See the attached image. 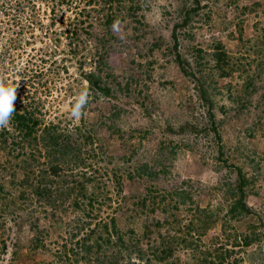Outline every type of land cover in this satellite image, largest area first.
<instances>
[{"label": "rangeland", "instance_id": "obj_1", "mask_svg": "<svg viewBox=\"0 0 264 264\" xmlns=\"http://www.w3.org/2000/svg\"><path fill=\"white\" fill-rule=\"evenodd\" d=\"M201 2L204 7L191 17L188 26L178 29V49L200 83L181 74L170 35L182 12L191 6L190 0H146L141 23L124 19L119 33L112 26V39L107 43L111 69H104L103 75L109 73L113 93L98 99L91 93L79 119L71 116V107L79 92L89 86L80 75L78 60L85 61L84 71H89L90 57L87 51L77 56L69 53L68 40L61 34L64 26L58 19L49 26L48 16L40 13L44 29H36L35 41L23 42L22 49L11 50V55L0 61V77L18 89L38 88L47 119L74 124L83 120L91 127L97 138L95 148L103 152L95 163L98 174L102 169L121 174L126 196L136 200L149 191L154 195L162 190L165 195L173 190L185 192L184 205L176 196L160 204L158 208L168 209L163 214L159 209L146 216L140 207L137 211L130 207L103 211L102 218L115 216L122 230L141 234L143 220L177 216L184 224L192 218L185 210L197 206L211 211L215 218L201 237L214 254L225 247L233 252L229 264H264V0ZM55 38L59 39L56 44ZM217 49L227 55L229 64L221 65L233 69L229 76L219 75L222 71L212 56ZM54 59L56 64L50 65ZM38 68L51 69L41 78L42 86L31 78ZM199 86L212 102L214 122L208 105L199 97ZM114 107L121 112L109 120ZM109 126L112 129H107ZM160 147L163 156L158 154ZM157 159L165 166L158 179L127 178L140 164L159 168ZM0 160V184L7 190L5 181L11 169L2 153ZM238 170L247 182L245 203L250 213L232 218L227 213L234 202L230 194L238 184ZM11 192L18 194L15 189ZM29 203L14 216L0 210V264H47L71 231L63 226L75 218L71 211L61 213L60 223L52 225L43 217L41 205ZM36 216L45 227L44 248L32 250L35 228L30 226ZM245 236L252 240L249 246L242 244ZM177 257V264H198L190 250L178 252Z\"/></svg>", "mask_w": 264, "mask_h": 264}, {"label": "trees", "instance_id": "obj_2", "mask_svg": "<svg viewBox=\"0 0 264 264\" xmlns=\"http://www.w3.org/2000/svg\"><path fill=\"white\" fill-rule=\"evenodd\" d=\"M190 2L191 6L182 12L180 22L174 25L170 35L175 63L181 74L200 83L199 77L178 49V29L188 26L191 17L204 7L201 0ZM143 11H146V0H0V61L10 56L11 50L22 49L23 42L30 44L35 41L34 32L36 29L43 30L45 26L40 18L42 13L48 16L49 26H54L56 19L64 26L61 34L68 40L70 54L77 56L86 51L89 53L90 70L84 71L85 61L80 59L78 68L93 99L108 97L113 93L108 82L110 76L109 73L105 76L103 73L104 69H111L108 63L111 52L107 43L112 39L113 23L127 19L139 24ZM67 13L69 15L66 18ZM63 18H66V22ZM95 26L98 27L97 30ZM54 41L56 44L59 39L55 38ZM196 52L200 54L201 50ZM212 56L222 71L219 74L221 77L232 74V68L226 69L221 65L226 62V65L229 64L225 52L217 49ZM47 60H43V63ZM55 61L54 59L50 65H55ZM63 70H67L65 66ZM47 71L50 72L51 69L48 68ZM47 71L38 68L31 78L42 86L41 78ZM4 81L6 85L14 86V83L5 79ZM30 85L34 87L35 84L31 81ZM37 89L32 91L30 86H20L13 118L7 127L0 129V153L5 158L7 167L11 169L8 180L5 181L9 189L6 190L0 184V210L14 216L17 210L25 209L27 201L36 202L43 207V217L50 219L52 225L60 223L58 220H61V213L67 210L75 215V218L64 223L63 226L71 228V231L47 264H177V254L184 250H190L198 264H229L232 251L220 247L219 250L223 251L214 254L211 246L201 240L215 223L209 210L199 209L197 206L186 209L192 218L184 224L177 216L171 220L169 216L164 219L153 218L151 222L143 220L141 234L133 229L122 230L115 216L106 214L102 218L103 211H118L130 207L135 211L140 207L146 216L159 209L163 214L168 209L158 206L175 196L181 198V205H184L185 192L173 190L165 195L162 190L156 196L149 191L136 200H133V196L123 194L121 174L118 176L113 169H102L101 174H98V169L95 168L96 159L103 152H98L95 148L97 138L94 132L92 134L91 127L83 120L74 124L58 118L47 119L48 110L44 111L45 103L41 96H37ZM198 93L200 99L208 105L209 118L214 122L212 102L206 95V90L200 87ZM44 94L48 95L46 91ZM120 112V108L114 107L113 113L107 119L118 118ZM107 129L112 128L109 126ZM213 131L216 139H219L216 128ZM162 151L163 147H160V156H163ZM156 161L159 168L140 164L132 173L126 174L127 178H145L151 181L158 179L163 175L165 166L163 167V161ZM19 173L20 178L17 177ZM237 174L238 184L232 188L230 194L234 202L227 213L232 218L250 213L245 203L244 187L247 182L240 170ZM11 189L18 190V194H13ZM30 228H35L30 240L31 249L44 248L42 236L45 227L38 216ZM251 242V239L243 237V246H249Z\"/></svg>", "mask_w": 264, "mask_h": 264}, {"label": "clouds", "instance_id": "obj_3", "mask_svg": "<svg viewBox=\"0 0 264 264\" xmlns=\"http://www.w3.org/2000/svg\"><path fill=\"white\" fill-rule=\"evenodd\" d=\"M113 31L119 33L121 31V21L116 20L113 23ZM17 89L11 84H5V81L0 77V129L7 127L15 113V102L17 100ZM91 92L88 88L82 89L76 96L72 107L71 116L75 119H79L84 109L89 103Z\"/></svg>", "mask_w": 264, "mask_h": 264}]
</instances>
